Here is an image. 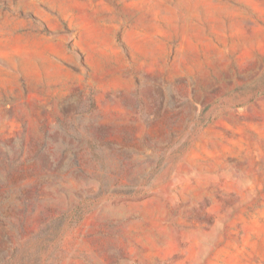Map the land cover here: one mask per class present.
Wrapping results in <instances>:
<instances>
[{"label":"rangeland","instance_id":"rangeland-1","mask_svg":"<svg viewBox=\"0 0 264 264\" xmlns=\"http://www.w3.org/2000/svg\"><path fill=\"white\" fill-rule=\"evenodd\" d=\"M0 264H264V0H0Z\"/></svg>","mask_w":264,"mask_h":264}]
</instances>
